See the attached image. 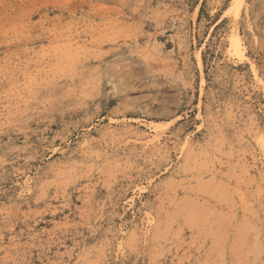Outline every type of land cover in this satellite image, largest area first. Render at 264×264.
Segmentation results:
<instances>
[{"label":"rangeland","instance_id":"rangeland-1","mask_svg":"<svg viewBox=\"0 0 264 264\" xmlns=\"http://www.w3.org/2000/svg\"><path fill=\"white\" fill-rule=\"evenodd\" d=\"M239 2L0 0V264H264V0Z\"/></svg>","mask_w":264,"mask_h":264},{"label":"bare ground","instance_id":"bare-ground-1","mask_svg":"<svg viewBox=\"0 0 264 264\" xmlns=\"http://www.w3.org/2000/svg\"><path fill=\"white\" fill-rule=\"evenodd\" d=\"M236 1V3H240L239 1H241V0H235ZM200 63H201V61H200Z\"/></svg>","mask_w":264,"mask_h":264}]
</instances>
